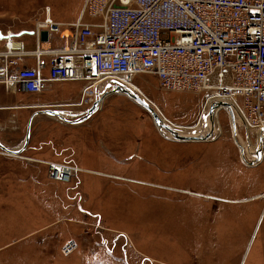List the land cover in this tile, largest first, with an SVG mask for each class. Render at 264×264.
<instances>
[{
  "label": "rangeland",
  "instance_id": "1",
  "mask_svg": "<svg viewBox=\"0 0 264 264\" xmlns=\"http://www.w3.org/2000/svg\"><path fill=\"white\" fill-rule=\"evenodd\" d=\"M83 2L0 0V30L43 28L46 7L54 22L74 23ZM50 41L54 47L65 44L57 33ZM131 83L166 121L205 134L200 117L215 103L204 107L213 90H166L147 74ZM84 87L82 81L53 83L46 94L74 98L70 106ZM105 93L99 87L90 106L71 107L72 112H85ZM215 120L214 138L176 141L123 94L106 96L76 125L57 116L37 118L48 135L36 151L24 148L13 156L0 149V264H237L242 253L240 264H264V207L255 224L256 202L246 205L243 216L242 206L216 202L214 211L212 202L177 190L220 196L229 187H246L250 194L264 189V158L248 167L241 157V148L254 149L256 131L237 120L234 133L226 108ZM54 149L63 151L56 162H78L85 172H77L70 184L49 179L43 162ZM71 241L77 249L65 256L62 247Z\"/></svg>",
  "mask_w": 264,
  "mask_h": 264
},
{
  "label": "built area",
  "instance_id": "2",
  "mask_svg": "<svg viewBox=\"0 0 264 264\" xmlns=\"http://www.w3.org/2000/svg\"><path fill=\"white\" fill-rule=\"evenodd\" d=\"M85 16L101 21H84ZM39 27L32 31L37 38L40 29L47 30L64 46L25 52L14 41L20 33L0 30L5 90L38 94L50 83L82 81L80 100L70 106H90L99 87L124 86L147 74L166 90H213L204 104L226 99L241 127L264 132V0H84L74 23L54 22L46 7ZM42 55L51 57L48 67ZM30 56L33 68L24 64ZM43 163L49 179L62 184L80 171L64 162ZM76 249L67 242L62 254Z\"/></svg>",
  "mask_w": 264,
  "mask_h": 264
},
{
  "label": "crops",
  "instance_id": "3",
  "mask_svg": "<svg viewBox=\"0 0 264 264\" xmlns=\"http://www.w3.org/2000/svg\"><path fill=\"white\" fill-rule=\"evenodd\" d=\"M50 15H52L51 11H50ZM32 31L34 30H30V31L20 30L17 32L12 31L13 33H20V36L15 38L14 41H19L22 44L23 51L33 52L36 50L37 46L39 50L40 49L56 50V49H60L63 47L61 45L56 46V47L52 45L50 41V36L56 33L48 32L47 30H42L41 32L39 31V34H38L39 36L37 38V35L33 33ZM3 50H4L3 43L0 42V53ZM50 58L51 57L49 55L40 56V59L44 61L46 67H48ZM24 64L25 66L30 67V68L35 67L36 65L35 58L33 56L26 57ZM42 74L44 76L47 74L46 68L43 70ZM54 83H61V82H54ZM52 84L53 83L47 84L46 89L42 93H38V94H26L18 90H10V91L8 90L7 91L2 85H0V144L1 145H3L5 148L11 151L19 150L24 144L25 135L27 131V125L31 119L30 128H29V139L27 141L25 149L26 151L27 150L36 151L39 148L38 145H41L38 143L44 142L46 136L48 135V132L45 131V127L43 126L42 121H37V118L41 116L45 117L46 114L38 113L33 116L35 112L40 111V110H47V109L53 110L54 109L63 118L70 119L71 121L76 120L77 119L76 117H78L84 112L82 110L81 111L82 113L81 112L73 113L72 112L73 110H71V107L73 106H67V104H71L70 102H72L74 98L65 99L63 96L48 97L46 92H47V89H49ZM82 90L83 88H81L80 91L76 94L77 97L79 96ZM85 109L88 110L87 108H84V110ZM97 110L98 108L96 109V111ZM95 112H93V114ZM79 123H76V124H79ZM67 124L76 125L74 123H67ZM220 133H221V130L219 131V135ZM263 146L264 144L262 142V148ZM257 147H258V141L257 143L253 145L252 148H257ZM66 149L73 151L71 147L66 146L64 150ZM252 150L253 149L250 148L248 151L252 152ZM53 152L55 154L51 153V156L46 158V160L55 161L57 159H60L61 154L59 152H63V151H57L56 149H54ZM74 152L75 151H73V153ZM263 158L264 157H262L260 162L263 161ZM74 166L80 169L81 172L86 170L85 168L84 170H82L83 167H81V165L78 162H77V165H74ZM254 166H248V167H254ZM241 187L242 186H238L239 189H236V190H232L231 187L226 188L224 190V194L220 196L210 194V193H203L200 190H191L190 188H183V187H179L177 188V190H180V193H186L188 194V196H191L192 198L197 199V200H201L204 203L210 204V202H212V207L214 211L217 208L215 204L216 202H219L220 204L221 203L227 204L229 206H242L241 209L243 210L242 212L243 216L247 214L246 205L251 202H256L258 204V209L257 211L254 210V214H253L255 218V224H256L257 219L261 213V210L264 207V200H262L264 198V189L255 191L250 194L249 193L250 189L246 187L245 188L244 187L241 188ZM246 192H248V194ZM218 212H220V215H222L223 213V211H220V209L218 210ZM224 214H225V211H224ZM229 215L233 217L235 216V213H231V214L229 213ZM242 257H243V253L240 256V259L237 261V264L241 263Z\"/></svg>",
  "mask_w": 264,
  "mask_h": 264
},
{
  "label": "water",
  "instance_id": "4",
  "mask_svg": "<svg viewBox=\"0 0 264 264\" xmlns=\"http://www.w3.org/2000/svg\"><path fill=\"white\" fill-rule=\"evenodd\" d=\"M104 88H105V92H106L105 94L106 95L123 94V95L127 96V98L132 100L133 102L137 103L141 108H143L151 116L155 126L158 129L165 131L169 135V137H171V139H173V140L188 142V141H208L209 139L214 138L215 121H214L213 113H214V110L217 107L218 103L211 104L209 106V108H208V111H207L205 117L202 118L203 122H204L203 126L205 128V134H203L201 132H196V131L184 132V131H182L180 129H177V126H174V128H173V127L167 125L166 123H164L163 120L161 119V117L149 105L148 102H146L143 99H140L137 94H134L133 92L129 91L124 86L118 85V84H116L114 82H108L107 84H105ZM106 90L109 91V92H107ZM100 101L101 100L99 98L88 110H86L84 113L79 115L78 118L76 120H74V121H68L65 118H63L61 115H59L57 111L48 110V109L47 110L37 111V112H35L33 114V116L38 114V113H42V114H46V115L57 116L59 119H61L63 122H66V123H74V124H76V123H79V122H82V121L88 119L93 114V112L96 111ZM221 106H223L224 108L227 109V112H228V115H229V120L231 122V127H232L233 132L235 133V129H236L235 121H236V118L234 116V113L232 111L231 106L229 104L225 103V102H223L221 104ZM206 118H207V120H209L208 121L209 125L206 123ZM30 122H31V119H30V121L28 122V125H27V131H26V135H25L24 144L19 150L11 151V150L5 148L1 144H0V148L3 151H5L7 153H10V154L18 153L19 151L24 149L26 147L27 141L29 139ZM257 140H258V147L254 148L252 150V152H249L248 151L249 149L244 151L241 148V157H242V160H244L245 164H247V166L256 165L257 163H259L261 161V159L263 157L262 150H261V148H262L261 144H262V141L264 140V132L263 131H261L258 134V139Z\"/></svg>",
  "mask_w": 264,
  "mask_h": 264
},
{
  "label": "bare ground",
  "instance_id": "5",
  "mask_svg": "<svg viewBox=\"0 0 264 264\" xmlns=\"http://www.w3.org/2000/svg\"><path fill=\"white\" fill-rule=\"evenodd\" d=\"M124 87L126 88V89H128L129 91H131V92H133L134 94H137L138 95V97L140 98V99H143V100H145L146 102H148L149 103V105L156 111V113L161 117V119L163 120V122L164 123H166L167 125H169V126H171V127H173L174 128V126L175 125H173V124H171L170 122H168V121H166V119L164 118V116L157 110V108L151 103V102H149L142 94H141V92H139L138 90H137V88L135 87V86H133L132 85V83L131 82H126V84L124 85ZM106 96H108V95H106V94H104V95H102L101 97H100V103H99V105L101 104V102H103V100L105 99V97ZM226 100V99H225ZM225 100L222 98H219V99H217V98H215L214 99V101H215V103H218L217 104V107L215 108V110H214V113H213V116H214V121H215V125H216V123H217V121L215 120V118H216V113H217V111L218 110H220V108H224L223 106H221V104L223 103V102H225ZM210 103V101H208V102H206L205 103V105H204V107L206 108V106L208 105ZM98 105V106H99ZM205 116L202 114L201 115V117H200V119H202V118H204ZM209 120H207V118H206V123L209 125V122H208ZM202 126V125H201ZM198 127V126H197ZM176 128V127H175ZM215 128H217L216 126H214V132L216 131L215 130ZM177 129H179L178 127H177ZM190 130V129H189ZM197 130V129H196ZM159 131H161V132H165V131H163V130H160L159 129ZM216 134H217V131H216ZM257 138H258V136H257ZM247 141H248V143H249V139H247ZM263 142V144H264V140L262 141ZM262 145V144H261ZM242 147V146H241ZM261 150H262V153H263V148H261ZM7 154H10V153H7ZM17 153H12V154H10V155H13V156H15Z\"/></svg>",
  "mask_w": 264,
  "mask_h": 264
}]
</instances>
